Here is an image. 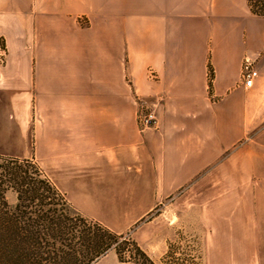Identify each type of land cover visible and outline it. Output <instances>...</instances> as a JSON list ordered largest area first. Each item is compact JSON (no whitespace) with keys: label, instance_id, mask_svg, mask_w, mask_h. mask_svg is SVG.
<instances>
[{"label":"crops","instance_id":"crops-1","mask_svg":"<svg viewBox=\"0 0 264 264\" xmlns=\"http://www.w3.org/2000/svg\"><path fill=\"white\" fill-rule=\"evenodd\" d=\"M28 3L27 10L17 6V16H30L21 26L42 36L61 25L77 43L61 59L0 64V86L13 77L9 96L29 101L28 114L42 77L47 99L61 95L64 106L45 111L46 177L83 217L109 230L130 228L234 149L238 188L259 178L264 17L247 0H60L56 9L53 0ZM77 18L89 26L70 28ZM245 60L257 72L251 87L241 79ZM136 97L161 101L155 128L138 125Z\"/></svg>","mask_w":264,"mask_h":264},{"label":"rangeland","instance_id":"rangeland-1","mask_svg":"<svg viewBox=\"0 0 264 264\" xmlns=\"http://www.w3.org/2000/svg\"><path fill=\"white\" fill-rule=\"evenodd\" d=\"M5 1L7 3H0V10H3L0 12V64L20 59L24 62L45 60L49 54L53 55V59H61L73 52L72 45L77 43L75 35L68 36L62 30L63 26L53 25L47 30L43 28L46 33L41 36L40 30L36 33L35 29L32 31L27 25L21 26L19 23L27 24L30 18L26 13L17 16L18 5L26 10L32 6L28 0ZM59 1L53 0L56 2L52 3L54 9L60 5L57 3ZM41 23L44 24L45 20H41ZM57 23H60L59 20ZM67 23L70 28L77 24L89 26L85 18ZM3 26L8 27L9 31H4ZM85 38L89 39L85 43H92L94 39L90 36ZM23 39L26 44L22 43ZM88 50L85 48L86 55ZM86 55L83 59H90ZM146 78L150 81L157 79L152 68L146 69ZM125 79L131 85L129 76L126 75ZM44 81L42 77L41 84H33L31 91L36 98L32 99L30 114L25 108L29 101L11 99L9 96L15 94L13 77L4 79L0 86L4 94H0V165L2 160L8 158L27 162L25 167L29 169V175L34 176L36 168L40 179H47L45 111L47 107L55 110L64 106L61 95L57 97L56 91H52L53 98H46ZM50 85L55 87L54 83H49L48 92ZM57 86L60 88L61 84ZM134 102L138 108L137 122L140 128H155V109L161 101L136 97ZM14 111L17 114L14 115ZM148 114L154 116V123L144 126L142 119ZM58 118L53 117L54 123L59 121ZM257 171L259 178L245 181V188L240 190L238 186L242 181L238 179L236 171L235 149L230 151L193 183L162 200L136 225L121 231L110 229L121 238L91 264H144L142 258L137 256V249L151 264H264V178H260L264 176V168L258 167ZM5 201L13 208L17 203V194L7 189ZM74 211L77 214L68 212L70 217L76 220L83 217Z\"/></svg>","mask_w":264,"mask_h":264},{"label":"trees","instance_id":"trees-1","mask_svg":"<svg viewBox=\"0 0 264 264\" xmlns=\"http://www.w3.org/2000/svg\"><path fill=\"white\" fill-rule=\"evenodd\" d=\"M247 4L264 17V0ZM25 164L8 158L0 165V264H91L121 238L98 223L70 217L69 211L76 212L52 183L40 179L36 168L30 176ZM7 189L17 194L13 208L5 201Z\"/></svg>","mask_w":264,"mask_h":264},{"label":"built area","instance_id":"built-area-1","mask_svg":"<svg viewBox=\"0 0 264 264\" xmlns=\"http://www.w3.org/2000/svg\"><path fill=\"white\" fill-rule=\"evenodd\" d=\"M257 76V72L252 68V63L248 60H245L241 69V79L245 87H251L253 79ZM154 123V116L148 114L143 117L142 124L148 126Z\"/></svg>","mask_w":264,"mask_h":264}]
</instances>
